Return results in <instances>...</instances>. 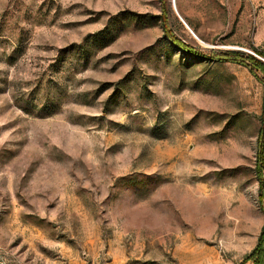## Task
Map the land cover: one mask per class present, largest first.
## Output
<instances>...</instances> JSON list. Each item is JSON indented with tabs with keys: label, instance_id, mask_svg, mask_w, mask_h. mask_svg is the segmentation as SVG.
I'll use <instances>...</instances> for the list:
<instances>
[{
	"label": "rangeland",
	"instance_id": "374dc122",
	"mask_svg": "<svg viewBox=\"0 0 264 264\" xmlns=\"http://www.w3.org/2000/svg\"><path fill=\"white\" fill-rule=\"evenodd\" d=\"M263 53L264 0H0V264H253Z\"/></svg>",
	"mask_w": 264,
	"mask_h": 264
},
{
	"label": "trees",
	"instance_id": "16d2710c",
	"mask_svg": "<svg viewBox=\"0 0 264 264\" xmlns=\"http://www.w3.org/2000/svg\"><path fill=\"white\" fill-rule=\"evenodd\" d=\"M182 49H185L186 51L194 52L193 49H191L189 46H186L184 44L179 43ZM239 52L237 51H227L222 53L219 56V59L221 60H236L239 56ZM264 54V53H263ZM245 55V54H242ZM248 60L250 61L251 68L255 69L262 73L264 77V62L255 56L252 55H246ZM263 87H264V79H263ZM257 145H258V153H257V171L259 174V179L261 181L262 191L260 193V202L262 204V208L264 211V181L262 180V163L264 161V91H263V106H262V113H261V126L258 132V139H257ZM246 260L252 261L253 264H264V224L261 228V232L258 236V241L256 246L252 249V251L246 256Z\"/></svg>",
	"mask_w": 264,
	"mask_h": 264
},
{
	"label": "built area",
	"instance_id": "2783aa9c",
	"mask_svg": "<svg viewBox=\"0 0 264 264\" xmlns=\"http://www.w3.org/2000/svg\"><path fill=\"white\" fill-rule=\"evenodd\" d=\"M220 264H231V263H228V262H222V263H220Z\"/></svg>",
	"mask_w": 264,
	"mask_h": 264
}]
</instances>
